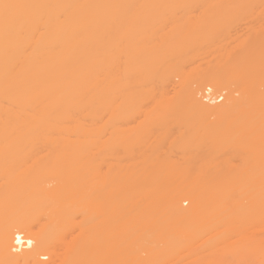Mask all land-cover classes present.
Masks as SVG:
<instances>
[{"label": "bare ground", "instance_id": "1", "mask_svg": "<svg viewBox=\"0 0 264 264\" xmlns=\"http://www.w3.org/2000/svg\"><path fill=\"white\" fill-rule=\"evenodd\" d=\"M191 1L210 16L230 10L207 0H0V264H104V109H140L149 86L177 71L183 43L211 39V33L165 30V18ZM248 55L218 54L197 73L200 87L187 83L185 96L153 110L179 119L187 130L179 144L198 152L194 157L204 173L221 170L217 156L224 146L237 150L259 139V156L245 170L262 173L251 208L264 228V90L255 86L264 85V51L254 60ZM239 65L256 76L241 97L232 90L223 102L222 93L211 91L228 88L222 72ZM41 148L54 150L37 157ZM144 157L118 173L117 190L127 189L131 175L139 179L128 184L133 190L159 177L156 152ZM225 168V181L215 187L224 198L214 204L188 184L177 188L167 208V234H216L230 210L244 214L233 195L239 170L230 163ZM51 178L60 182L48 187ZM186 200L190 210L183 207ZM183 221L188 228H178ZM69 226L80 233L68 240ZM151 250L155 262L160 254Z\"/></svg>", "mask_w": 264, "mask_h": 264}, {"label": "rangeland", "instance_id": "2", "mask_svg": "<svg viewBox=\"0 0 264 264\" xmlns=\"http://www.w3.org/2000/svg\"><path fill=\"white\" fill-rule=\"evenodd\" d=\"M230 1H204V4L218 3L219 9H230L228 13L217 11L210 16L204 6H196L200 4L199 1H191L179 6L176 14L168 15L164 20L167 32L187 29L191 34L211 33V39L183 43L187 48L176 58L177 71L164 82H155L149 86L140 101V109H104V264H262L263 220L259 214L253 216L251 208L253 200L257 202L259 198L261 186L257 184L261 182L259 178L262 173H257L256 167L245 170L259 156V139L247 140L237 150L224 146L217 156L221 170L218 174L214 168L204 173L194 157L198 152H188L179 144L187 134L185 128L181 130L179 119L153 110L162 101H177L185 96L184 86L187 83H192L195 88L200 87L202 84L198 85L197 73L205 71L210 63H214L218 54L246 51L250 54L249 58L254 57L250 58L252 60L262 55L264 0ZM244 5L247 7L240 11L239 6ZM170 58L167 57V60ZM222 75L229 87L211 92L215 95L222 93L223 102L232 90L237 97H241L240 90L246 83L250 86L256 76L244 65L229 67ZM255 86L258 90H264L261 83ZM205 87L199 89L198 96H203ZM52 150L41 148L36 155L42 157ZM152 151L156 152L161 161L160 165L155 166L159 177L153 182H141V188L133 190L128 184L139 183V179L131 175L127 180V189L117 190L118 173L141 163L144 156ZM202 152L211 150L203 147ZM228 163L239 170L236 179L238 186L233 195L236 202L241 204L244 214L240 216L237 210V214L235 209L230 210L226 226L216 234L201 236L187 231L167 234V208L177 188L188 184L196 190L198 196L206 198L205 202L214 204L224 198L221 191H215V187L219 185L217 183L225 181L223 171ZM258 163L261 164L259 160ZM242 170L243 176L240 172ZM59 182L51 178L47 185L54 187ZM251 185H256L253 187L255 190L248 188ZM63 194L60 197L62 201L65 199ZM66 202L69 206V202ZM183 207L190 210L191 200L183 202ZM77 216L79 220L82 218V215ZM188 224L183 221L178 228L186 229ZM66 231L68 233L64 235L68 240L80 233L77 227L69 226ZM171 241L175 243L173 248H170ZM152 248L160 254L155 262H151ZM133 255H136L135 259Z\"/></svg>", "mask_w": 264, "mask_h": 264}, {"label": "snow or ice", "instance_id": "3", "mask_svg": "<svg viewBox=\"0 0 264 264\" xmlns=\"http://www.w3.org/2000/svg\"><path fill=\"white\" fill-rule=\"evenodd\" d=\"M16 240H17V242L19 243V242L21 241V237H20V236H17V237H16ZM31 243H32L31 240H29V245H31Z\"/></svg>", "mask_w": 264, "mask_h": 264}]
</instances>
